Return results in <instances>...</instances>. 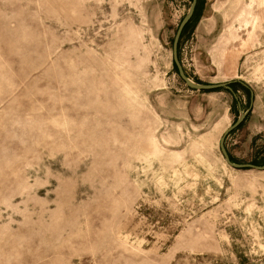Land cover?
<instances>
[{
  "label": "rangeland",
  "instance_id": "374dc122",
  "mask_svg": "<svg viewBox=\"0 0 264 264\" xmlns=\"http://www.w3.org/2000/svg\"><path fill=\"white\" fill-rule=\"evenodd\" d=\"M191 2L0 0V264H264V171L219 149L249 111L225 148L264 164V0H198L179 42L233 94L178 76Z\"/></svg>",
  "mask_w": 264,
  "mask_h": 264
},
{
  "label": "water",
  "instance_id": "95a60500",
  "mask_svg": "<svg viewBox=\"0 0 264 264\" xmlns=\"http://www.w3.org/2000/svg\"><path fill=\"white\" fill-rule=\"evenodd\" d=\"M197 1L198 0H192L190 9H189L188 13L186 14V16L182 19L181 23L179 24V27H178L176 34H175V37L173 39L172 58H173V63H174L175 68L177 70L178 76L181 79V81L186 85V87L191 89V90H195V91L227 90L233 94V91L230 87V85L232 83H222V84H215V85H201V84L193 83L191 80H189V78L185 74V71L183 70L181 63L179 61V58H178L179 42H180L182 33H183L186 25L190 22V20L192 19L193 15H194V12H195V9L197 6ZM242 86H245V85L242 84ZM234 97H235V95H234ZM251 104H252V93H251ZM251 104H250V107H251ZM248 112L249 111H247L246 113H241L239 118L237 119V121L224 132L223 136L219 140V149H220V152H221L226 164L233 169L264 171V164L259 167V166H254V165H250V164H236V163L232 162L228 153H227V150L225 148V140H226L227 136L230 133H232L234 130H236L243 123Z\"/></svg>",
  "mask_w": 264,
  "mask_h": 264
},
{
  "label": "trees",
  "instance_id": "16d2710c",
  "mask_svg": "<svg viewBox=\"0 0 264 264\" xmlns=\"http://www.w3.org/2000/svg\"><path fill=\"white\" fill-rule=\"evenodd\" d=\"M187 26V25H186Z\"/></svg>",
  "mask_w": 264,
  "mask_h": 264
}]
</instances>
